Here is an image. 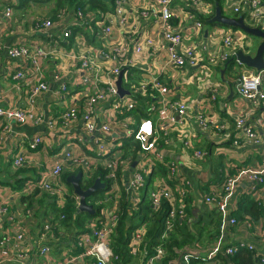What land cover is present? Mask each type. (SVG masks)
I'll list each match as a JSON object with an SVG mask.
<instances>
[{
	"label": "crops",
	"instance_id": "0c3cea01",
	"mask_svg": "<svg viewBox=\"0 0 264 264\" xmlns=\"http://www.w3.org/2000/svg\"><path fill=\"white\" fill-rule=\"evenodd\" d=\"M50 1L12 0L15 11L11 28H0V40L8 47L14 42H20L28 45H50L56 48L55 54L43 63L44 75L50 84V89L37 98V106L42 110L48 106L50 117L54 118L60 111L75 102L82 105L84 98L82 91H85L87 87L81 83L82 72L78 70L77 59L65 58V51L71 55L90 51L93 55L111 43L127 44L129 51L126 56L134 64L124 73L123 87L131 92L130 96H132L134 87L142 82H153L155 78H158L169 92L164 95L160 92L153 94L152 100L146 102L142 108L146 109L152 103L157 104V107L166 103L169 105V114L176 118V121L169 125L167 134H163L161 143L149 154L157 163L155 171L162 166L167 172V164L175 162L178 172L186 179L181 184L172 181V187L177 189V195L180 196L179 189L182 192L185 191L186 196H184L185 214L177 218L174 229L170 233L177 232V221H180L182 224L179 227L190 233L193 240L183 248L177 249L179 256L175 257L171 263L181 260V264H189L195 254L200 256L202 264H233L231 256L225 253L226 247L239 242L253 241L252 233L258 230L260 224L264 231V196L262 201H260L261 195L254 198L247 193L248 185L242 183V186L238 185L227 196L226 215L217 211L215 203L207 202L206 196L211 194L215 187L220 186L227 173H235L241 168L261 170L264 156V100L255 103L241 98L236 86L237 79L243 73L258 70L238 62L236 55L234 60L233 56L230 58L231 63L222 65L210 64L205 59L198 69L190 65L179 70L170 68L167 64L169 44L162 35L163 23L159 16L158 0H123L129 21L123 25L118 22L112 23V32L107 35L104 34L103 28L110 24L111 12L114 8L104 11L86 6L84 10L88 21L77 26L75 24L77 19L72 13L64 23H57L56 9L47 6L51 4ZM220 1L224 17L240 18L242 16L233 11L230 0ZM204 2L213 4L211 12L204 14L188 6L184 0H173L175 17L172 22L182 31L184 43L194 44L203 54L215 48L222 51L224 49L223 35L227 31H233L237 38V52L243 50L245 54H256L263 39L258 37L259 43H256L257 38H253L254 35L240 28L211 22L216 14V2L206 0ZM42 5L45 6L41 7ZM145 12H147L146 16ZM229 12L236 14V17L229 16L227 14ZM197 14L203 16L205 21L199 19ZM47 19L53 20L56 26L48 34L37 31L35 22ZM198 21L202 22L201 27L195 25ZM247 24L250 23L247 21ZM69 26L74 33L66 40L62 36V30ZM148 39L152 40V45L146 52L136 53L135 44L145 46ZM101 64L104 70H109L111 67L104 60ZM59 65H67L63 68V77H61L67 89L62 94L63 104L55 106L53 101L58 95L62 82L53 78V72ZM21 69L27 70L28 63L11 59L5 48L0 56V107L25 108L27 106L28 92L34 82L29 78L26 82L18 83L12 77L15 71ZM202 72L204 73L201 76ZM91 89L94 91L96 88ZM262 89L264 91V81ZM181 103L187 106V114L183 117H180L175 109V106ZM107 109L109 110V105H106ZM200 114L207 120L206 127L200 122L198 117ZM106 115H109L108 111ZM131 115L136 120L150 116L149 114L145 116L142 112H134ZM240 117L245 118L260 134L259 145L245 141L244 135L236 130V120ZM155 118L154 116L153 119ZM102 119L104 120L103 115ZM113 125V132L106 134L105 137L107 142H111L109 151L119 159L122 169L125 170L118 188L122 194L121 208L122 203L128 200L130 206L127 209L130 215L138 211V203L143 197L139 193L138 200L133 201L132 196L127 192L126 179L131 177L133 165L142 164L144 161L139 162V156L136 153L135 160L130 164L126 162V158L135 152L137 146L133 139L131 145L127 144L131 136L130 130L135 128L134 124H130L129 129L120 124L116 126L113 123ZM37 134L43 137V143L34 150L30 149L28 139ZM236 138L241 142L239 145L233 142ZM68 143L72 144L67 145ZM97 147L95 138L87 134L82 121L74 123L69 129L58 127L54 130H50L45 124L33 126L11 122L7 126V122H0V202L6 205L9 212L0 215V238L15 239L17 226L21 224L24 231L28 230L35 238L42 239L44 231L37 233V225L50 223L53 227L44 238L51 246L50 264H60L64 259L69 260L71 257L74 258L75 264H97L95 258L90 256L77 258V253L82 252V248L77 246V241L82 235L88 233V230H83L84 226L74 229L62 225L64 220L61 217L64 215L62 209L68 203V198L72 199L76 205L79 203V196L72 191L68 182L66 183L62 178L63 185L68 189L66 196L55 197L48 192L31 190L33 184L48 176L56 161L63 160L62 156L66 149H71L75 155L81 156L87 162L86 164H90L94 174L97 170L103 169ZM197 149L207 151V156L203 159L195 157L194 151ZM159 152L163 156L162 160L157 157ZM19 154L25 156V162L23 167L17 169L13 166V160ZM64 167L68 171L69 164L65 163ZM79 171L83 170L79 169ZM157 176L163 175L154 174V180ZM146 188L148 192L151 189ZM243 195H248L249 200L263 207L262 215L253 217L243 213L241 217L239 216L238 211ZM24 196L27 200L23 199ZM88 202L101 204L103 208L109 206L111 203L109 186L92 196ZM230 216L239 218L240 223L230 225ZM14 217L15 220H13ZM247 217L257 222L251 229L246 226ZM139 219L136 217L134 223L138 224ZM58 220L59 223H57ZM141 226L147 228L146 223H140L138 227ZM86 228L88 229V223ZM116 235L114 234L113 237ZM113 240L112 238L111 245ZM161 242L160 245L163 246L164 241ZM164 251L166 255L165 248ZM16 253L17 248L12 244L0 246V264H19ZM186 256H189L188 261L185 259ZM160 260L158 259L155 264H159ZM32 261L45 262L37 254L32 256ZM126 264H144V261L141 257L132 258V261Z\"/></svg>",
	"mask_w": 264,
	"mask_h": 264
},
{
	"label": "built area",
	"instance_id": "2783aa9c",
	"mask_svg": "<svg viewBox=\"0 0 264 264\" xmlns=\"http://www.w3.org/2000/svg\"><path fill=\"white\" fill-rule=\"evenodd\" d=\"M188 6L199 10L200 12L209 13L212 11L213 4L204 2V0H184ZM232 9L237 14H242V18L250 23L249 26L260 28L264 31V1L263 0H230ZM123 0H116L114 11L111 12L110 24L104 26V34H110L113 29L114 22H118L121 25L128 23L129 15L124 8ZM159 4V16L163 23V37L168 46L167 51V64L173 70H179L185 66L201 65L200 63L205 59L210 64L222 65L229 62V59L237 54V38L233 31H227L222 37L223 50L211 49L203 54L201 50L194 44L184 43V36L182 31L178 29L172 22L175 17L173 9V0H158ZM201 9V10H200ZM14 4L12 0H0V28H11V20L14 16ZM77 19L75 24L77 26L80 23H86L88 17L84 9H78L75 13L67 10L59 11L56 14L57 23H64L66 18L71 15ZM147 15V12L144 13ZM197 27L202 26V22L195 23ZM56 24L53 20H37L35 22V29L37 31L45 32L48 34ZM135 27V24H133ZM73 30L71 26L65 27L62 30V36L68 40ZM152 45V40H147L146 45L135 44L134 51L136 53L146 52V50ZM7 48L8 55L15 61H22L28 63V69L17 70L13 74V78L17 82H26L29 78L32 79L28 97L27 106L25 108L20 107H0V122H7V126L11 122L17 124H30L33 126H39L45 124L50 130H54L58 127L63 129H69L74 123L82 121L84 128L88 135L95 138L97 144L98 155H100L103 169L107 171L106 178L109 181V189L111 190V203L107 207H102L99 214L88 222V233L82 235L78 241L77 246L82 248L81 253H77V258L93 257L97 264H123L119 263L120 256L115 254L111 242L113 235L117 233V226L120 220L122 208L121 199L122 194L118 188L119 181L123 179L124 171L119 159L112 155L109 151V144L111 142L106 141V134L113 132V123L118 124L129 129L130 124H134L135 128L130 130L131 136L135 147L138 148L135 154L126 158V162L130 164L133 160V156H139L140 161H147L146 165L142 166L137 164L133 168L131 177L126 179L128 183L127 192L132 196L133 201L138 200V194L140 189H146L148 180L151 176H154V171L157 164L149 154L152 153L155 148L161 143L163 134H167L169 125L176 121L174 116L169 114V105L163 103L157 107V104H150L146 109L142 106L146 102L152 100V95L160 92L162 95L168 93V88L158 79L155 78L153 82H142L137 87L133 88V94L120 96L117 79L121 72L126 68H131L134 64L131 59L127 58L126 54L129 51L127 44L123 43H111L99 50L98 53L93 55L90 51L81 52L78 54H72L65 51L64 57L71 59L75 57L77 59L78 70L82 72L81 83L86 86L87 89L82 91L83 103H73L67 108H64L54 118L50 116L45 120V110L37 106V98L49 91L50 84L45 78V71L43 63L47 59L51 58L55 52V46L50 45H28L25 43L14 42L9 47L0 40V56L3 50ZM167 48V47H166ZM108 62L111 67L109 70H104L102 62ZM67 65H59L53 72V78L60 80L63 77V68ZM264 81V69L243 73L236 82L237 92L241 98L250 100L252 102H259L264 100V91L262 84ZM92 87L96 88L92 91ZM66 83L62 82L58 95L53 101L56 105L63 104L62 94L66 92ZM84 90V89H83ZM141 95L143 99L137 100V97ZM143 104V105H141ZM106 105H109V110H106ZM174 106V105H172ZM142 111L149 114V117L140 118L136 120L131 114L139 113ZM176 112L180 117L187 114L186 104H179L175 106ZM109 115H106V112ZM102 115L104 120L102 119ZM156 117L153 119L154 116ZM200 122L203 126H207V120L202 114L199 116ZM120 118V119H119ZM112 119H115L112 121ZM102 120V122H100ZM236 130H239V134H243L245 141L260 144L261 136L253 128L251 124L243 117L236 120ZM29 148L36 149L43 143V137L41 135H35L28 139ZM235 145H239L241 142L236 138ZM195 157L203 159L207 156V151L204 149H197L194 151ZM63 160H58L54 163L48 176L44 179L36 182L32 185L31 190H41L48 192L49 194L57 196H66L68 189L62 182L63 174L65 172V163L69 164V172L76 174L79 169H82L86 179H93L94 170L90 167V164L82 159L81 156L75 155L71 149H66L63 153ZM157 157L162 160L163 156L159 152ZM84 161V162H83ZM25 156L23 154L17 155L13 160V166L15 168H21L24 166ZM86 162V163H85ZM85 166H84V165ZM261 170H253L250 168H241L235 173H227L220 186L215 187L211 194L206 196L207 202H213L217 205V211L223 215H226L227 210V196L234 191L239 185L247 184V193L255 196H260L262 201L264 196V156L261 164ZM84 167V168H83ZM167 172L163 176H157L153 182V187L149 192V200L154 212H159L162 209L164 201H168L170 209L165 219L164 232L161 236L162 240L168 238V234L174 229L177 218L185 214V191L178 189L180 196L177 195V189L172 187V181L181 184L186 179L178 172L175 162L167 164ZM122 171V175L120 174ZM243 183V184H242ZM30 190V191H31ZM79 207V203H78ZM9 213L6 205L0 202V215L3 213ZM63 219L65 215L61 216ZM230 225L234 226L240 223L239 218L230 216ZM245 221L248 229H251L257 222L247 217ZM15 220V217L14 219ZM52 225L45 223L42 239H37L31 232L24 231L22 225L17 226V235L15 239L12 238H0V246L5 244H12L17 248L16 258L19 264H50L51 260V246L45 241L46 233L51 231ZM45 233V234H44ZM147 228L144 226L137 227L130 240V249L132 258L136 259L142 254L140 252L141 244L145 241ZM254 240L250 242H239L237 244L227 246L225 253L234 256L242 249H248L259 253V260L257 264H264V231L263 226L260 224L258 230L252 233ZM219 243V242H218ZM218 246V245H217ZM155 253L148 259L147 264H155L156 261L162 259L165 255V251L162 245L155 247ZM146 253V251H144ZM37 254L43 260L44 263H38L32 261V256ZM76 258V259H77ZM189 256L185 259L188 261ZM75 259V260H76ZM60 264H75L74 258L69 260L64 259Z\"/></svg>",
	"mask_w": 264,
	"mask_h": 264
},
{
	"label": "trees",
	"instance_id": "16d2710c",
	"mask_svg": "<svg viewBox=\"0 0 264 264\" xmlns=\"http://www.w3.org/2000/svg\"><path fill=\"white\" fill-rule=\"evenodd\" d=\"M116 0H56V11L57 13L62 10H67L71 12H76L78 9H84L86 6H88L91 9H102V10H113V6H115ZM210 2H216L221 7V1L220 0H206ZM199 19H202L205 21L203 16H200L197 14ZM233 56V60H234ZM231 63V59H229V62ZM127 71L130 70V68H126ZM143 97L139 95L137 97V100L141 101ZM143 105V104H141ZM143 115L147 116L143 111L142 108L140 110ZM138 148L135 149V152ZM134 152V154H135ZM136 158V155L133 156V159ZM107 171L104 169H99L95 172L93 179H83L81 182V186L86 189L90 187L97 178L101 179V181L105 182L106 189L109 186V181L106 178ZM71 174H74L73 172L66 171L63 174V179L67 183V177ZM120 174L122 175V171H120ZM154 174H161L165 175L166 170L164 167H160L157 171L154 172ZM153 181L154 177L151 176L148 180L147 187L151 188L153 187ZM72 191L73 187L71 184L67 183ZM150 189V190H151ZM149 190V192H150ZM149 192L146 188L145 196H143L142 201L138 203V211L132 212L129 215V212L127 209L128 206H130V202L122 203V212L120 216V220L117 226V235L113 237V239L116 241L112 243L113 250L115 254H118L120 256L119 263L126 264L127 262L132 261V253L130 249V240L131 235L133 231L139 226L140 223H146L147 224V233L145 241L141 244L140 247V256L138 258H142L144 261V264L147 263L149 257L155 253L154 248L157 245H160L162 242L164 248L166 249L167 253L166 255L158 261L159 264H171L173 259L175 257L179 256V253L177 252V249L183 248L185 245H187L189 242H192L193 237L190 233L186 232L181 226V222L177 221V227L178 230L175 233H169V237L166 240H162L161 236L164 232V225H165V219L167 217L168 211L170 209V204L168 201H164L162 205V209L159 212H154L152 207L150 206V200H149ZM23 199L27 200V197L24 196ZM92 197L88 199L91 200ZM68 203L66 206L62 209L63 214L65 215L63 226H67L70 228H79L81 226H84L86 228V224L89 222V220L96 217L101 208L103 207L101 204H96L95 202H92V205L95 209V212L93 214H89L87 212H79L78 211V205H76L75 202L72 201V199L68 198ZM239 212V216L241 217L243 213L249 216L257 217L259 215H262L263 213V207L259 205L257 202L249 200L248 195H243L241 197V207ZM136 217H139V223H134ZM180 228V229H179ZM82 230V231H83ZM146 251V253L144 252ZM144 252V253H143ZM259 253H256L254 251L248 250V249H242L238 253H236L234 256H231V260L233 264H257L259 260ZM202 260L199 255L193 254V257L191 258V262L189 264H202Z\"/></svg>",
	"mask_w": 264,
	"mask_h": 264
},
{
	"label": "water",
	"instance_id": "95a60500",
	"mask_svg": "<svg viewBox=\"0 0 264 264\" xmlns=\"http://www.w3.org/2000/svg\"><path fill=\"white\" fill-rule=\"evenodd\" d=\"M211 22L220 23L222 25L234 28H240L247 32L248 34L260 37L263 39L262 43L258 47L256 54H245L243 50H240L236 54V59L241 64L246 65L247 67L263 70L264 69V31L260 28L252 27L246 24L245 20L240 18H229L224 17L221 12V8L218 3H216V14L211 19ZM194 69H198L201 65L192 66ZM125 71L123 70L117 79V87L120 96L129 95L130 92L125 90L123 87V76ZM45 110V120L47 121L49 118V110L48 106L44 107ZM135 167V164L133 165ZM84 179V173L82 171L77 172L76 174H71L67 177V182L70 183L74 189L75 194L79 196V212H87L89 214H93L95 209L92 204L88 202V199L95 194H97L100 190L106 188V184L101 181V179L97 178L95 182L88 188L84 189L81 186V182ZM171 264H181V260L176 263Z\"/></svg>",
	"mask_w": 264,
	"mask_h": 264
},
{
	"label": "rangeland",
	"instance_id": "374dc122",
	"mask_svg": "<svg viewBox=\"0 0 264 264\" xmlns=\"http://www.w3.org/2000/svg\"><path fill=\"white\" fill-rule=\"evenodd\" d=\"M50 5H47L48 7H56L57 5H56V0H51L50 1ZM46 5V4H45ZM45 5H42L41 7H44ZM53 5V6H52ZM229 16H233V17H236V14H234L233 12H229V13H227ZM253 38H257V41H256V43L258 42L259 43V39H258V37H256V36H253ZM204 72H202L201 73V76H202V74H203ZM72 143H68L67 145H71ZM127 144H132V138H128V141H127ZM62 152H63V149H62ZM61 155V154H60ZM147 162V161H146ZM146 162L144 161L141 165L142 166H144V165H146ZM139 193H140V196L141 197H143V196H145V193H146V189H140L139 190ZM94 198V197H93ZM63 221V223H64V220H62ZM57 223H59V220L57 221ZM37 225V224H36ZM36 225L34 226V228L36 227ZM44 226H45V224H41L40 226H38L37 225V233L38 232H41V231H44ZM33 227H31V229H32ZM75 229V228H74ZM71 231V230H70Z\"/></svg>",
	"mask_w": 264,
	"mask_h": 264
}]
</instances>
